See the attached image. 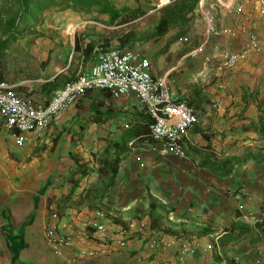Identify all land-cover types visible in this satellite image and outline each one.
Segmentation results:
<instances>
[{
    "label": "crops",
    "instance_id": "1",
    "mask_svg": "<svg viewBox=\"0 0 264 264\" xmlns=\"http://www.w3.org/2000/svg\"><path fill=\"white\" fill-rule=\"evenodd\" d=\"M109 1L123 6L117 5L121 0ZM173 1L155 0L142 16L122 25H108L106 15L94 12H58L69 32L63 46L35 50L32 67L19 62L9 68L3 61L0 81L13 85L20 96L46 103L64 84L54 83L55 77L71 64L81 68L86 46L90 57L83 71L103 50L117 48L114 35L121 31L152 33L162 8ZM258 1L197 0L186 23L132 47L149 59L151 74L163 77L197 115L180 157L151 139L150 118L132 94L115 99L106 90L89 91L42 133H23L22 145L0 126V264H68L65 257L52 255L44 239L49 206L58 213L63 234L89 232L88 241L73 252L85 248L98 257L74 264H251L257 256L264 258V222L255 224L247 217L264 210V131L255 128L264 92V16L258 15ZM238 5L242 15L233 12ZM203 9L211 10L218 29L237 34L211 37L192 57L203 44ZM245 32L257 35L261 51L230 70L217 71L223 51L243 48ZM101 33L108 47L98 44ZM75 40L79 52L74 51ZM111 143H121L125 152L112 193L97 207L106 215V230L100 233L87 226L93 201L81 204L80 196L106 177L100 162ZM120 231L124 247L118 245ZM223 235L237 238L221 243ZM157 237L173 247L152 250L150 241ZM181 242L212 249L180 262Z\"/></svg>",
    "mask_w": 264,
    "mask_h": 264
},
{
    "label": "built area",
    "instance_id": "2",
    "mask_svg": "<svg viewBox=\"0 0 264 264\" xmlns=\"http://www.w3.org/2000/svg\"><path fill=\"white\" fill-rule=\"evenodd\" d=\"M216 1V0H210ZM224 6L230 9V5ZM236 15H242L243 6L233 9ZM258 15L264 16V0L258 1ZM202 18L205 22L203 44L191 52L195 57L203 50L211 37L223 35L236 37V32L229 28L218 29L216 19L210 9H203ZM246 41L243 48L237 52L223 51L220 55L217 71L223 72L232 69L239 61L245 60L250 53H259L261 46L257 35L245 32ZM106 90L111 97L134 95L150 118L149 130L151 139L160 144L162 149L175 156H182L183 140L188 130L197 123L198 118L194 109L181 100L177 92L171 89L163 77L151 74V63L141 52L133 49L108 48L103 50L86 71L79 73L75 79L65 82L46 103H40L30 97L20 96L14 86L6 81H0V126L11 132L17 145L23 144L22 134L32 132L42 133L53 120L61 117L63 111L70 105L83 98L89 91ZM239 209H243L239 206ZM50 218L44 230V239L50 252L55 257H65L66 263L74 264L82 259L96 258L98 253L85 248L77 253L73 249L78 244H85L89 239L87 229H79L73 234H63L59 227V215L52 206H49ZM247 217L253 223L264 222V210L257 213H248ZM106 215L100 208L92 211V218L88 228L92 231L104 233ZM118 245L125 246L123 231L117 233ZM173 242L162 238H152V250H168ZM211 245L204 248L189 247L181 242L178 245V260L193 257L198 252L205 254L211 250ZM198 251V252H197ZM251 264H264L262 255L257 256Z\"/></svg>",
    "mask_w": 264,
    "mask_h": 264
},
{
    "label": "trees",
    "instance_id": "3",
    "mask_svg": "<svg viewBox=\"0 0 264 264\" xmlns=\"http://www.w3.org/2000/svg\"><path fill=\"white\" fill-rule=\"evenodd\" d=\"M196 5L197 0L173 1L162 8V14L152 33L138 36L135 31L130 30L127 32L121 31L117 36L114 35V37H117V48L132 49L134 44L139 41L161 37L170 26L180 22L181 24L186 23L185 15L188 12H192ZM50 10L86 14L94 12L99 15H106L108 17V25H122L139 18L143 14L139 6L130 7L123 5L117 7L115 3L109 0H0V58L3 57L4 52L11 45L20 40L29 39L33 41L42 37L43 33L39 28L46 19V13ZM99 36L98 44L102 42V47H108L109 43L106 34L101 33ZM74 51L79 52L76 40ZM81 55L83 59L78 62V65L81 66L80 69L79 66L73 68L71 64L59 76L55 77L53 82L57 83L60 80V83H65L75 79V75L81 73L87 65V60L90 57L88 46L82 50ZM257 110L260 115L259 123L255 128L262 133L264 131V92L261 99L257 102ZM124 152L125 150L124 147H121V143H115V147L111 143L105 148L100 166L102 170L105 169V172H107L105 173L106 177L101 179L100 185L82 191L83 193L80 196L81 204L91 200L93 203L90 207L95 209L112 193L116 184L115 177L120 157ZM76 184L73 185L70 193L76 188ZM236 238L237 236L223 235V237H220V242L228 243Z\"/></svg>",
    "mask_w": 264,
    "mask_h": 264
},
{
    "label": "rangeland",
    "instance_id": "4",
    "mask_svg": "<svg viewBox=\"0 0 264 264\" xmlns=\"http://www.w3.org/2000/svg\"><path fill=\"white\" fill-rule=\"evenodd\" d=\"M155 0H121L117 5H127L130 7L139 6L141 12H145L151 3ZM46 19L40 26L39 30L43 33V36L39 38L37 43L28 40L19 41L4 52L3 57L0 58V69L1 63H7L8 67L17 65L19 62H28L32 67L33 63L37 59L36 51L38 48H60L63 46L62 42L67 41L69 38V32L65 28L66 18H63L62 14H59L55 10H50L46 13ZM56 41V42H55ZM4 70H0L2 73Z\"/></svg>",
    "mask_w": 264,
    "mask_h": 264
}]
</instances>
